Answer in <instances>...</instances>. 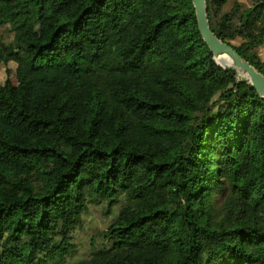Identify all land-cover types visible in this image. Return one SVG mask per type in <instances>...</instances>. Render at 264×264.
I'll list each match as a JSON object with an SVG mask.
<instances>
[{"label":"trees","instance_id":"trees-1","mask_svg":"<svg viewBox=\"0 0 264 264\" xmlns=\"http://www.w3.org/2000/svg\"><path fill=\"white\" fill-rule=\"evenodd\" d=\"M206 1L264 75V0ZM24 19L35 40L0 35V264H65L89 204L120 207L76 264H264V100L192 0H0Z\"/></svg>","mask_w":264,"mask_h":264},{"label":"rangeland","instance_id":"rangeland-1","mask_svg":"<svg viewBox=\"0 0 264 264\" xmlns=\"http://www.w3.org/2000/svg\"><path fill=\"white\" fill-rule=\"evenodd\" d=\"M246 5H249L248 0H238ZM229 6L225 7L228 9ZM12 8L8 7L7 10L10 11ZM4 21V20H3ZM5 22V21H4ZM22 26L26 29L23 34L24 37L35 40L39 34V26L31 23L27 19L22 20L20 24L5 23L0 27V35L6 43L13 41L15 29ZM115 30L113 27L108 26L107 34L114 35ZM241 43V40L237 39L232 41V44L237 46ZM28 54L32 56V51H28ZM262 57H264V52H261ZM19 60L17 55H12L11 60L8 64L0 62V83H4L7 78H9L13 83L18 84L19 80L16 77L15 67L16 62ZM240 78H244L245 75L240 74ZM95 79L101 80L100 77L95 76ZM120 206H116L112 210L110 216H105L103 214L104 204H89V209L86 214L83 215L82 226L78 228L73 234V245L75 246V251L71 256L67 257L65 264H76L82 260L91 258L92 252L94 250L93 241L95 240L96 248L102 247L103 238L101 237L102 232L108 230L112 219L118 213Z\"/></svg>","mask_w":264,"mask_h":264},{"label":"water","instance_id":"water-1","mask_svg":"<svg viewBox=\"0 0 264 264\" xmlns=\"http://www.w3.org/2000/svg\"><path fill=\"white\" fill-rule=\"evenodd\" d=\"M198 31L213 55V59L223 69H232L238 75H245L243 79L249 81L250 85L257 94L264 100V75L259 72L253 65L243 59L237 51L228 43L222 41L213 32L209 21L208 7L206 0H192ZM220 61H229V66H224ZM240 77V76H239Z\"/></svg>","mask_w":264,"mask_h":264},{"label":"bare ground","instance_id":"bare-ground-1","mask_svg":"<svg viewBox=\"0 0 264 264\" xmlns=\"http://www.w3.org/2000/svg\"><path fill=\"white\" fill-rule=\"evenodd\" d=\"M220 63H221L222 65H224V66H229V64H230L229 61H223V62L220 61Z\"/></svg>","mask_w":264,"mask_h":264}]
</instances>
